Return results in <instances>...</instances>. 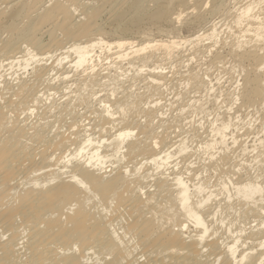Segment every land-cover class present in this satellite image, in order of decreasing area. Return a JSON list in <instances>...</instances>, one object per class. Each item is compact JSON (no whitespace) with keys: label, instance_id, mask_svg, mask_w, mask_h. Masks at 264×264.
<instances>
[{"label":"bare ground","instance_id":"obj_1","mask_svg":"<svg viewBox=\"0 0 264 264\" xmlns=\"http://www.w3.org/2000/svg\"><path fill=\"white\" fill-rule=\"evenodd\" d=\"M0 264H264V0H0Z\"/></svg>","mask_w":264,"mask_h":264},{"label":"rangeland","instance_id":"obj_2","mask_svg":"<svg viewBox=\"0 0 264 264\" xmlns=\"http://www.w3.org/2000/svg\"><path fill=\"white\" fill-rule=\"evenodd\" d=\"M150 24H156V25H161V24H163V23H161V22H155V23H150ZM164 26V25H163ZM185 34H187L186 32V30L185 31H183Z\"/></svg>","mask_w":264,"mask_h":264}]
</instances>
